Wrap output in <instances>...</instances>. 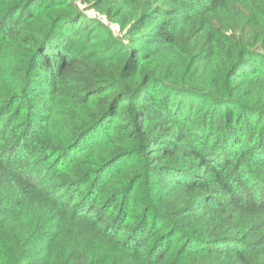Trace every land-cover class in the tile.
I'll return each mask as SVG.
<instances>
[{
	"label": "trees",
	"instance_id": "trees-1",
	"mask_svg": "<svg viewBox=\"0 0 264 264\" xmlns=\"http://www.w3.org/2000/svg\"><path fill=\"white\" fill-rule=\"evenodd\" d=\"M0 264H264V0H0Z\"/></svg>",
	"mask_w": 264,
	"mask_h": 264
},
{
	"label": "rangeland",
	"instance_id": "rangeland-1",
	"mask_svg": "<svg viewBox=\"0 0 264 264\" xmlns=\"http://www.w3.org/2000/svg\"><path fill=\"white\" fill-rule=\"evenodd\" d=\"M81 5H83L84 8L86 10H88V13L97 12V13L101 14L98 9H93L91 7H86V5H84V4H81ZM105 26L108 27V31L113 35V37H115L116 39H120L119 42H122V43L125 42L124 40H121V38L127 36L126 29H122L119 26V24L117 22L113 21V20L112 21L110 20V24L109 25H105Z\"/></svg>",
	"mask_w": 264,
	"mask_h": 264
},
{
	"label": "built area",
	"instance_id": "built-area-1",
	"mask_svg": "<svg viewBox=\"0 0 264 264\" xmlns=\"http://www.w3.org/2000/svg\"><path fill=\"white\" fill-rule=\"evenodd\" d=\"M88 15L91 16V18L96 19L97 21H99L103 25H109L110 24V21L107 20L102 14H99L97 12H90V13H88Z\"/></svg>",
	"mask_w": 264,
	"mask_h": 264
}]
</instances>
